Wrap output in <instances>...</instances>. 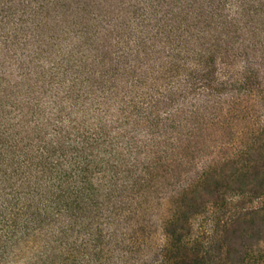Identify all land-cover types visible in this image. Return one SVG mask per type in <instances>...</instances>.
Wrapping results in <instances>:
<instances>
[{
    "label": "trees",
    "instance_id": "1",
    "mask_svg": "<svg viewBox=\"0 0 264 264\" xmlns=\"http://www.w3.org/2000/svg\"><path fill=\"white\" fill-rule=\"evenodd\" d=\"M54 1L0 0V264H233L176 227L152 259L134 257L145 246L129 229L184 149L248 109L239 95L264 93V0H119L112 12L59 0L74 6L81 45L53 43L48 59L36 55L41 41L26 46ZM253 133L264 137V124ZM254 161L217 164L223 174L237 162V176Z\"/></svg>",
    "mask_w": 264,
    "mask_h": 264
},
{
    "label": "rangeland",
    "instance_id": "2",
    "mask_svg": "<svg viewBox=\"0 0 264 264\" xmlns=\"http://www.w3.org/2000/svg\"><path fill=\"white\" fill-rule=\"evenodd\" d=\"M85 1L100 3L99 0ZM103 1L104 8L109 11L112 10V4L120 2ZM59 2L55 0L42 9L43 15L40 18L45 17L43 22L47 24V28L43 33L40 31L41 35L36 42L30 38L26 51L32 52L41 41L39 45L42 48L36 51V55L54 59L60 52L56 46H51L53 43L61 48L71 47L74 42L81 45L77 37H74L80 19L76 15H70L74 6L62 7ZM93 8L92 5L88 6V9ZM4 9L8 10V6ZM55 13H59V18ZM6 57L9 59L8 54ZM258 95L256 92L239 95L238 102L242 101V106L249 108L242 113L229 112L220 118L225 119V122L212 124L204 130L202 137L192 143V148L184 149L186 162L175 167L170 177L160 183L157 190L155 188L149 193L146 201L144 200L145 211L139 216H131L132 227L129 233L145 246V250L133 254L134 257L147 254V259H152L163 242V234L176 227L194 240L195 243H191V246L207 251L211 256L225 248L230 252L229 259L233 264H264V189L260 187L264 186V137L259 135V138L256 133V139L252 140L253 132L264 124V93ZM247 147L256 149L243 153L242 149ZM226 157L241 163L250 159L255 161L249 172L243 175L238 171L236 176L237 162L235 165L229 164L221 174L224 167L217 163ZM190 160L192 163H189ZM215 162L213 174L207 182L184 192V184L199 172L202 165H213ZM192 197H196L194 203L191 201ZM172 212L177 213L176 226L167 222Z\"/></svg>",
    "mask_w": 264,
    "mask_h": 264
}]
</instances>
